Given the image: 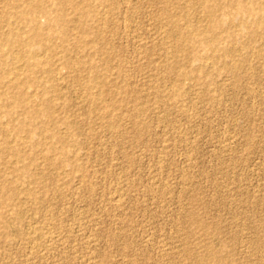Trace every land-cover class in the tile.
Listing matches in <instances>:
<instances>
[{
	"label": "rangeland",
	"instance_id": "374dc122",
	"mask_svg": "<svg viewBox=\"0 0 264 264\" xmlns=\"http://www.w3.org/2000/svg\"><path fill=\"white\" fill-rule=\"evenodd\" d=\"M263 1L0 0V264H264Z\"/></svg>",
	"mask_w": 264,
	"mask_h": 264
},
{
	"label": "bare ground",
	"instance_id": "6f19581e",
	"mask_svg": "<svg viewBox=\"0 0 264 264\" xmlns=\"http://www.w3.org/2000/svg\"><path fill=\"white\" fill-rule=\"evenodd\" d=\"M21 1V0H20ZM202 1V0H201ZM42 2V1H41ZM206 2V1H205ZM60 3V2H59ZM259 3V2H258ZM261 3V2H260ZM238 4V3H237ZM249 4H251V6H252V4H253V2L251 1V3H249ZM263 4H264V1H263ZM13 5V4H12ZM206 5V4H205ZM208 5V4H207ZM242 4H240V6H241ZM255 5V4H254ZM19 6V5H18ZM238 6V5H237ZM248 6V5H247ZM259 6V5H258ZM261 6V5H260ZM21 7V6H20ZM42 7V5L40 6V5H37V8H41ZM246 7V6H245ZM245 7H240V11L242 10V11H244L245 9H248V10H250L249 8H245ZM249 7H250V5H249ZM263 7V6H262ZM30 8H32V7H30ZM252 8V7H251ZM255 8V7H254ZM257 8V7H256ZM256 8L255 9H253L254 11L256 10ZM264 8V7H263ZM22 9V8H21ZM43 8H41L40 10H42ZM205 9H209V15H210V22H209V29L210 28H213V27H215V26H217L218 24H220V21H216V19H214V17H213V13H212V10H211V6L210 7H208L207 6V8H205ZM259 9V8H258ZM257 9V10H258ZM20 10V9H19ZM23 10V9H22ZM33 10V12L35 11V9H32ZM38 10V9H37ZM45 10V9H44ZM239 9H237V11H238ZM9 11V10H8ZM21 11V10H20ZM28 10H26V12H27ZM43 11V10H42ZM42 11H40L41 13H43ZM259 11L261 12L262 11V8H260L259 9ZM259 11H258V13H259ZM6 12V11H5ZM39 12V13H40ZM246 12H248V11H246ZM250 12V11H249ZM38 13V14H39ZM243 13H245V12H243ZM19 14V13H18ZM17 14V15H18ZM238 15H239V13H237ZM250 14V13H249ZM249 14H248V17H249ZM257 14V13H256ZM41 15V14H40ZM240 15H241V13H240ZM252 15V14H251ZM254 15V14H253ZM35 16V15H34ZM50 16V15H49ZM56 16V15H55ZM58 16V15H57ZM8 17V16H7ZM19 17V16H18ZM28 17V16H27ZM239 17V16H238ZM237 17V18H238ZM241 17V16H240ZM239 17V18H240ZM245 17V16H244ZM237 18H235V19H237ZM25 19V18H24ZM23 19V20H24ZM34 19V18H33ZM59 19V18H58ZM58 19H57V21H56V23L58 22ZM62 19V18H61ZM22 20V19H21ZM240 20H241V18H240ZM243 20V19H242ZM33 21V20H32ZM239 21V20H238ZM252 21V20H251ZM62 22V21H61ZM247 22V21H246ZM256 22V21H255ZM259 22V21H258ZM54 23V22H53ZM244 23V22H243ZM250 23V22H249ZM55 24V23H54ZM50 25V24H49ZM246 25V24H245ZM208 27V26H207ZM36 29V28H35ZM34 29V30H35ZM208 30V29H207ZM211 31V30H210ZM18 44V43H17ZM13 59V58H12ZM11 59V60H12ZM25 64V63H24ZM7 70V69H6ZM9 79V78H8ZM22 127V126H21ZM6 139V138H5Z\"/></svg>",
	"mask_w": 264,
	"mask_h": 264
}]
</instances>
